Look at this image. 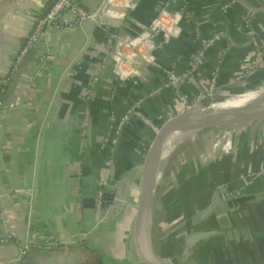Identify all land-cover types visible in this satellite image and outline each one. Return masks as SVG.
<instances>
[{
    "label": "crops",
    "instance_id": "1",
    "mask_svg": "<svg viewBox=\"0 0 264 264\" xmlns=\"http://www.w3.org/2000/svg\"><path fill=\"white\" fill-rule=\"evenodd\" d=\"M242 1L246 7H264V0ZM51 2L53 0H0V77L12 75L14 59L23 41ZM77 2L98 14L105 0ZM220 2L132 0V7L125 9L126 0L117 1L116 5L107 6L94 29L82 26L83 23L73 27V32H62L69 27H52L45 35V29L27 55L29 63L17 90L0 112V264L17 260L19 251L31 243L84 241L82 239L86 238L78 235L82 225L100 230L106 227L109 231V227L117 229L116 220H126L131 214L126 213L128 203L122 211H109L111 189L108 192L105 186L102 202L96 200L97 179L107 183L114 150L118 178L130 169L131 163L137 160L139 164L147 141L162 125L157 123L158 115H175L188 109L204 94L211 79H215L216 86L239 81L243 65L255 57L257 49L264 51V12L251 15L252 28L245 27L244 11L237 0L231 1L228 12L220 9ZM165 5L171 12L183 10L187 18L180 20L178 31L166 42L160 35L156 37L153 63L142 78L143 83L137 81L130 87L118 111L122 80L105 68L110 39L120 31L130 36L139 32V26L149 24ZM66 18L73 19L71 15ZM125 21L127 25L123 27ZM218 21L227 25L229 41ZM240 28L243 34L253 38L248 45ZM218 31L223 32V38L213 45L203 46ZM201 48L205 49L203 63L190 75L189 81L179 88L165 87L166 73L187 71L190 57ZM263 67L264 54L259 69L246 77L251 78L247 80L251 86L261 83ZM3 69L9 72L4 73ZM124 118L128 120H124L120 131L117 127ZM249 132V128H245L232 141V136H227L232 146L229 155H222L221 149L215 146L220 129L209 130L211 152L205 157L219 161L204 173L212 174L213 180L226 189L232 187L229 186L231 179L253 175L246 193H259L264 191V155L231 169L254 152L264 150V140ZM202 174H193V180L179 183L178 190L198 182ZM239 182L236 181L235 187ZM135 185L130 188L129 203H136ZM180 194L184 193L179 191L176 196ZM259 218L264 220V205L252 206L243 214L218 218L214 224L260 228ZM256 243L264 245V240ZM261 253L264 255V251Z\"/></svg>",
    "mask_w": 264,
    "mask_h": 264
},
{
    "label": "water",
    "instance_id": "2",
    "mask_svg": "<svg viewBox=\"0 0 264 264\" xmlns=\"http://www.w3.org/2000/svg\"><path fill=\"white\" fill-rule=\"evenodd\" d=\"M237 4L244 11V19L247 15H255L257 13L264 12V7H260V9L246 7L242 0H237ZM106 11L107 5L104 4L101 11L95 17L85 21L82 26L94 29L98 24H100V18ZM155 16L156 15H154L153 18H155ZM147 24L140 25L138 29L143 30L146 26H148ZM217 24L223 27L224 36L227 41H229L227 25L223 21H218ZM126 25L127 22L125 21L123 27ZM51 29L52 27H47L45 35ZM239 30L242 35L247 37L248 45L253 39L252 36L243 34L242 28ZM62 32H73V28L64 29ZM136 33V31L135 33H131V36ZM127 35L128 34L120 31L118 32L117 37L125 38ZM229 43L232 44L231 42ZM113 56L114 49H111L106 60V69L110 68ZM28 63L29 57H25L17 69L13 72L5 91L0 93L1 102L6 103L15 93ZM148 68L149 65L147 61L142 57H139L136 63V71L138 75L141 76L139 81L142 83V78L146 76ZM2 72L8 73L9 69H3ZM135 77L136 75L131 73L121 81L118 94V97H120V109L118 111L122 109L125 103V95L128 90L135 84ZM249 78L241 79L231 85L216 86L212 94L203 97L199 103L191 105L187 110H185V112L165 121L147 141L139 160V167H131L127 170V172L123 173L118 178L116 177V150H114L111 170L106 183V190L109 192L111 189L109 193L110 195L112 194L110 203L112 208L109 211L111 213L122 211L125 203H127L130 188L132 185H137L133 231L132 234L128 236L126 249L129 251L130 245L133 243L139 263L166 264L161 257L165 253H163V251L156 252L154 248L152 234L155 204L154 194L156 187L151 185V171L156 153L160 148H162L165 140L175 133L185 134L216 129H241L255 123L263 122L264 107L255 108L246 112L221 113L218 115L194 117V113L196 111L202 110L222 98L227 97L231 91L236 93L240 91L239 88H244L241 85ZM185 82V80H181L175 83L174 88L183 86ZM93 100L94 97H92L91 102H93ZM91 119L89 120L90 127H92L93 124ZM127 120L128 119L125 121ZM125 121L122 123L120 131L124 127ZM116 143L117 148L119 140H117ZM263 155L264 150H258L240 161L238 166H231V169L233 170L234 167H242L250 160L257 159ZM177 183L178 184L175 185V187L181 183L180 179H177ZM222 188V185L217 186L210 195V199L207 204L191 215H188L172 232V237L174 239L171 241L169 247L164 250L166 253L170 254L169 264H198L201 250H208L211 247H213L214 250L216 249L215 251L219 253L215 255V258L212 259L209 264H219L220 262H223L222 259L227 257V254L230 252L247 248L257 244V241L260 242L264 240V229L249 226L222 227L221 225L214 224L216 223L215 220L218 218L226 217L227 215L234 213L243 214V212L252 206L264 205V191L259 193H244L228 197H220ZM207 224H209V227ZM30 246L38 250H44V248L36 246L35 243H31Z\"/></svg>",
    "mask_w": 264,
    "mask_h": 264
},
{
    "label": "rangeland",
    "instance_id": "3",
    "mask_svg": "<svg viewBox=\"0 0 264 264\" xmlns=\"http://www.w3.org/2000/svg\"><path fill=\"white\" fill-rule=\"evenodd\" d=\"M251 22L252 16L250 15L247 16V20L246 22H243V25L245 27H247V25L250 26ZM258 22L261 21L259 20ZM250 28L252 27L250 26ZM261 71H264V67L260 70V72ZM246 76L248 75L242 76L241 78H246ZM238 80L241 79L239 78ZM260 82L264 83V78L261 79ZM200 101L201 99H198L195 101V103L197 104ZM183 112H185V110L176 113L175 115L172 114L167 115L165 117H163L162 115H158L156 118V120L158 119L157 123L163 124L168 119L178 116ZM120 122H122V120ZM245 128H249V133L253 134L252 136L256 135L259 137L260 140H264V121L252 124L248 126V128ZM245 128L238 129V134H240L241 131H245ZM208 131L209 130L199 131L191 134L190 137L180 143L171 152L166 161V164L162 168L160 179L158 184L156 185L154 194L155 204L152 234L153 245L156 252L163 251V253L170 255L164 250L169 247L171 241L174 239L172 237V232L176 229L179 223L187 217V215H191L193 212L199 210V208H201L202 205L205 204L210 198V195L212 194L213 190L217 186L221 185L219 182L216 183L217 181L215 182V180H213L212 174L204 173L206 168L211 167L213 164L217 163L218 160L214 159L213 157L210 159L205 157L208 153L211 152V137L209 136ZM203 157L205 158L203 159ZM134 158L138 159L136 155ZM131 165L130 168L139 167L137 160L136 162L131 163ZM198 173H203L202 175H199V178L197 180L198 182H194V184L191 186L188 185L183 190H178L180 189V185L179 187H175V185L178 184L177 179H180V182H182L181 184H183V182L185 184L186 182H189L194 179L192 178L193 174L198 175ZM97 180L98 181L96 184V200L101 203L104 194L99 189V184H101L100 178H98ZM238 180L240 182L235 187L234 184ZM199 186L200 188L198 189ZM229 186L232 187H229L228 189H226V187L222 188L220 192V197H226L229 194L235 193L238 187H244L243 181L240 177L238 179H231ZM135 187H137V185H135ZM179 191L180 193H184L183 196H181V194L176 196ZM127 203L129 205L127 204L126 213L130 212L131 214L129 213L130 215L125 218V221H122L121 219L116 220V225L119 224L116 230H112L111 227H109V231H106V227H103V229L100 230L98 227L94 228L95 226H93V229H90V227L87 228L85 227V225H82L84 227H82L83 229L78 234L80 238H86L82 240H84V242H86L90 247L100 250L104 257L106 256L105 264H123V262H138L133 243H131L129 251H127L126 249V238L128 235H131L133 231L136 205L135 202L131 201L130 203ZM254 214L255 217H258L256 213ZM245 219L246 218H244L243 220ZM246 222L251 223L252 220L246 219ZM94 224H96V221ZM257 224L261 229L264 228V220L262 218H259ZM253 226L256 225L253 224ZM102 231L103 233L101 234L100 232ZM35 245L38 246V244L36 243ZM26 248L27 246L24 248V250H26ZM261 251H264V245L255 244L254 246H249L247 248L237 250L235 253L230 252L229 254H227V257L224 258L225 260H223V262H220L219 264H264V255L261 253ZM20 252L21 251H19V254Z\"/></svg>",
    "mask_w": 264,
    "mask_h": 264
},
{
    "label": "built area",
    "instance_id": "4",
    "mask_svg": "<svg viewBox=\"0 0 264 264\" xmlns=\"http://www.w3.org/2000/svg\"><path fill=\"white\" fill-rule=\"evenodd\" d=\"M124 0H105L104 4L107 6H114L116 3ZM220 9L224 12H228L232 6V0H221ZM132 0H126L125 9L132 7ZM67 15L72 16V20L66 18ZM97 15L94 10H89L80 5L77 0H53L52 5L46 11V13L39 18L33 25L29 36L27 37L25 43L19 49L17 55L15 56L13 63V72L17 69L22 60L27 57L30 49L38 42V40L43 35L47 27H53L55 29H60L61 27L73 28L77 25H81L85 21L95 17ZM184 17L183 10L171 12L168 8L163 6L157 11L155 18L146 26L143 30H140L133 36H126L125 38H118L115 34L110 39V50L114 49V56L112 58V64L110 66L111 72H113L120 80H123L129 74L134 73L136 75V81L141 79L136 71V63L139 57L145 59L148 65L152 64L153 51L157 47L156 37L160 35L164 42H166L170 36L175 34L179 29V22ZM184 18H187L186 16ZM247 17L243 22H246ZM223 38V32H214L209 40L203 46L213 45L215 42ZM202 49V48H201ZM190 57V62L188 65V70L182 73H177L173 71H168L166 73V79L164 82L165 87H174L175 83L185 80L189 81L190 75L195 73L203 63V52L202 49ZM108 51V53L110 52ZM263 50H258L255 52V57L243 65V74L241 76L250 75L253 73L263 62ZM109 55V54H108ZM255 69V70H254ZM11 77V76H10ZM10 77H0V93H3L8 85ZM247 77V76H246ZM244 79V78H241ZM185 82V83H186ZM216 83L215 79H211L207 90L199 96L198 99L212 94L215 90ZM196 104V103H195ZM194 105V104H193ZM4 103L0 101V112L3 109ZM172 115V113H165L162 116ZM122 122L119 123L118 128H121ZM232 136L235 139L238 135V129H220V133L215 141L216 148L221 149L222 155H229L232 144L231 141H227V136ZM262 173V172H261ZM250 177L253 175L242 176L244 187H238L237 191L232 195L244 194L247 191V185L250 182ZM106 186V181L101 180L100 191L105 192L104 188ZM100 195V193H99ZM25 250H21L19 258L10 264H16L20 257L24 254Z\"/></svg>",
    "mask_w": 264,
    "mask_h": 264
},
{
    "label": "bare ground",
    "instance_id": "5",
    "mask_svg": "<svg viewBox=\"0 0 264 264\" xmlns=\"http://www.w3.org/2000/svg\"><path fill=\"white\" fill-rule=\"evenodd\" d=\"M249 78L248 80H250ZM246 80L244 88L239 89L240 91L232 92L225 98L217 101L216 103L205 107L202 110H198L194 113V117H202L209 115H218L221 113H237L246 112L255 108L264 107V83H259L258 85L251 86ZM253 84V82H251ZM249 84V85H248ZM193 133H175L169 136L162 148L156 153L155 159L153 161V168L151 171V185H156L159 182L160 174L163 166L171 154V152L184 140L191 136ZM134 189V188H133ZM162 259L166 264H169L170 255H162Z\"/></svg>",
    "mask_w": 264,
    "mask_h": 264
},
{
    "label": "trees",
    "instance_id": "6",
    "mask_svg": "<svg viewBox=\"0 0 264 264\" xmlns=\"http://www.w3.org/2000/svg\"><path fill=\"white\" fill-rule=\"evenodd\" d=\"M38 247L44 248V250H38L28 245L16 264H105L106 256L104 257L100 250L90 247L84 241H77L68 245L62 243L39 244ZM123 264L141 263L123 262Z\"/></svg>",
    "mask_w": 264,
    "mask_h": 264
},
{
    "label": "flooded vegetation",
    "instance_id": "7",
    "mask_svg": "<svg viewBox=\"0 0 264 264\" xmlns=\"http://www.w3.org/2000/svg\"><path fill=\"white\" fill-rule=\"evenodd\" d=\"M215 250L213 249V247H211L208 250H206V249L201 250V252H200L201 254H200V258L198 260V264H209L211 262V260L215 258V255L217 253H219Z\"/></svg>",
    "mask_w": 264,
    "mask_h": 264
}]
</instances>
